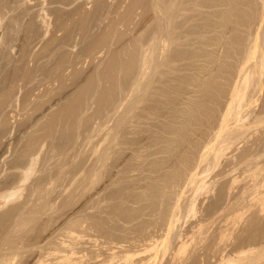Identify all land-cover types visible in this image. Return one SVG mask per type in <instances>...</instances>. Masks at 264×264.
Returning <instances> with one entry per match:
<instances>
[{
	"label": "rangeland",
	"instance_id": "1",
	"mask_svg": "<svg viewBox=\"0 0 264 264\" xmlns=\"http://www.w3.org/2000/svg\"><path fill=\"white\" fill-rule=\"evenodd\" d=\"M263 54L264 0H0V264H264Z\"/></svg>",
	"mask_w": 264,
	"mask_h": 264
},
{
	"label": "bare ground",
	"instance_id": "2",
	"mask_svg": "<svg viewBox=\"0 0 264 264\" xmlns=\"http://www.w3.org/2000/svg\"><path fill=\"white\" fill-rule=\"evenodd\" d=\"M173 2H174V1H173ZM173 2H172V3H173ZM193 2H194V1H193ZM190 3H191V2H190ZM227 3H228V2H227ZM254 3H255V2H254ZM168 4H169V3H168ZM176 4H177V3H176ZM215 4H216V3H215ZM183 5L185 6V4H183ZM191 5H192V4H191ZM241 5H242V4H241ZM173 6H174V4H173ZM243 7H244V6H243ZM199 8H200V7H199ZM207 8H208V7H207ZM214 8H215V7H214ZM167 9H168V8H167ZM206 10H207V9H206ZM209 10H210V9H209ZM224 10H225V9H224ZM243 10H244V9H243ZM171 11H172V10H171ZM185 12H186V11H185ZM180 15H181V14H180ZM220 16H221V15H220ZM237 16H238V15H237ZM235 18H236V17H235ZM217 19H218V18H217ZM220 19H221V18H220ZM224 19H225V18H224ZM175 20H176V19H175ZM211 21H212V20H211ZM228 23H229V22H228ZM235 23H236V22H235ZM233 24H234V23H233ZM196 30H197V29H196ZM231 31H232V30H231ZM217 32H218V31H217ZM176 33H177V32H176ZM212 33H213V32H212ZM207 34H208V33H207ZM224 34H225V33H224ZM192 35H193V33H192ZM201 36H202V35H201ZM190 37H191V36H190ZM164 38H165V37H164ZM172 38H173V37H172ZM223 39H224V38H223ZM179 40H180V39H179ZM165 41H166V39H165ZM168 41H169V40H168ZM175 41H176V40H175ZM191 41H192V40H191ZM166 42H167V41H166ZM166 42H165V44H166ZM193 42H195V41H193ZM215 44H216V43H215ZM155 45H156V44H155ZM186 47H187V46H186ZM222 47H223V46H222ZM173 49H174V48H173ZM196 49H197V48H196ZM251 49H252V48H251ZM259 50H260V52L262 53L261 49H259ZM211 51H212V50H211ZM145 53H146V52H145ZM147 53H148V52H147ZM147 53H146V54H147ZM153 54H154V53L152 52V55H153ZM217 54H218V53H217ZM147 55H148V54H147ZM193 57H194V56H193ZM213 57H214V56H213ZM191 58H192V57H191ZM248 58H249V56H248ZM248 58H247V59H248ZM261 58H263V60H261V61H262V63H263L262 65H264V54L262 55ZM244 60H245V59H244ZM261 61H260V62H261ZM144 62H146V60H144ZM144 62H142V63H144ZM177 62H178V61H177ZM206 62H207V61H206ZM247 62L249 63V61H247ZM173 63H174V62H173ZM213 63H214V61H213ZM146 64H147V63H146ZM188 65H189V64H188ZM241 65H242V64H241ZM260 65H261V64H260ZM245 66H246V65H245ZM144 67H145V66H143V68H144ZM188 67H190V66H188ZM253 67H254V66H253ZM260 67H261V66H260ZM262 67L264 68V66H262ZM150 68H151V67H150ZM172 68H173V67H172ZM207 68H208V67H207ZM244 68H245V67H244ZM244 68L242 67L243 70H244ZM147 69H148V68H147ZM193 69H194V68H193ZM242 69H241V70H242ZM253 69H254V68H253ZM250 70H251V69H250ZM260 70H263V69H260ZM175 71H176V70H175ZM252 71H254V70H252ZM252 71H251V73L254 74V72H252ZM242 72H243V71H242ZM246 72H247V70H246ZM144 73H145V72H144ZM247 73H248V72H247ZM251 73H250V71H249V73H248V74H250L249 77L252 75ZM260 74H261V73H260ZM145 75H146V73H145ZM262 75H263V72H262ZM247 76H248V75L245 76V79L247 78ZM144 77H145V76H144ZM178 77H179V76H178ZM232 77H233V76H232ZM237 77H238V76H237ZM249 77H248V78H249ZM260 77H261V76H260ZM145 78H146V77H145ZM201 79H202V78H201ZM228 80H229V79H228ZM239 80H240V79H239ZM141 81H142V80H141ZM181 85H182V84H181ZM139 86H140V85H139ZM234 86H235V85H234ZM237 86H238V85H236V87H235V90H237V91H235V94L233 95V100L236 98L234 102H236L237 98H238L239 101H240V99H242L241 97L244 98V93L242 92V94H243V96H242L241 92H239V89H238V88H240L241 86H240V85H239L238 87H237ZM179 87H180V86H179ZM185 87H186V86H185ZM241 88H242V87H241ZM242 89H243V88H242ZM242 89H240V90L242 91ZM230 93H232V92H230ZM230 100H231V99H230ZM233 100H232V101H233ZM238 100H237V102L239 103ZM232 101L230 102V105H229V107H228V110L226 109V110H227L226 113L223 114L224 116H223V119H222V125H221L222 127L226 126V123H227V121H228V118L231 119L230 117H231L234 113H235V115H236L237 111L239 110V108H240L241 106L243 107V106L246 105V104L244 105V103H242V102L239 103V104H235L234 102L232 103ZM233 104H235V106H234ZM241 104H242V105H241ZM236 106H237V107H236ZM235 107H236L238 110H237ZM163 108H164V107H163ZM234 109H236L237 111H236V110L234 111ZM241 109H242V108H241ZM166 110H167V109H166ZM232 110H233V112H232ZM148 112H149V111H148ZM154 112H155V111H154ZM238 112H239V111H238ZM231 114H232V115H231ZM235 115H234V117H235ZM242 115H243V114H242ZM163 116H164V115H163ZM229 116H230V117H229ZM161 117H162V116H161ZM234 117H233V118H234ZM241 117H242V116H241ZM241 117H240V118H241ZM246 117H247V115H246ZM246 117H245V118H246ZM150 118H151V117H150ZM247 118H248V117H247ZM242 119H243V117H242L240 120L238 119V121L242 122V121H241ZM244 120H245V119H244ZM156 121H157V120H156ZM212 121H213V120H212ZM220 121H221V120H220ZM229 121H230V120H229ZM238 121H237V123H238ZM240 122H239V123H240ZM239 123H238V124H239ZM148 124H149V123H148ZM163 124H164V123H163ZM221 126H220V128L222 129ZM221 129H219V130H220V131L218 132L219 135H221L220 132H221L222 130H223V131H226V130H227V128H226V129H222V130H221ZM164 130H165V129H164ZM174 131H175V130H174ZM215 131H216V130H215ZM223 131H222V132H223ZM238 131H239V130H238ZM232 132H233V131H232ZM153 133H154V132H153ZM182 133H183V132H182ZM107 134H108V133H107ZM155 134H156V133H155ZM219 135H217V136H218V137H217L218 140H219ZM226 136H227V135H226ZM109 137H110V136H109ZM211 137H212V136H211ZM211 137H210V138H211ZM224 137H225V136H224ZM156 138H157V137H156ZM213 138H214V137H213ZM237 138H238V137H237ZM226 140H227V139H226ZM231 140H232V139H231ZM103 141H104V139H103ZM105 141H106V139H105ZM115 141H116V140H115ZM211 141H212V140H211ZM229 141H230V140H229ZM239 141H240V140H239ZM154 142H155V141H154ZM221 142H222V139H221ZM227 142H228V141H227ZM107 143H108V142H107ZM115 143H116V142H115ZM166 143H167V141H166ZM209 143H210V142H209ZM224 143H225V141H224ZM234 143H235V141H234ZM102 144H103V143H102ZM149 144H150V143H149ZM207 144H208V143H207ZM230 144H231V143H230ZM142 145H143V144H142ZM172 145H173V144H172ZM221 145L224 147V145H223L222 143H221ZM109 146H110V145H109ZM206 146H207V145H206ZM110 147H111V146H110ZM185 147H186V146H185ZM114 148H115V147H114ZM144 148H145V147H144ZM163 148H164V147H163ZM204 148H205V147H204ZM218 149H219V150L216 149L217 152L215 151L216 154H218V153L221 151L219 147H218ZM99 150H100V149H99ZM142 150H144V149H142ZM142 150H140V151H142ZM178 150H179V149H178ZM199 150H200V149H199ZM103 151H104V150H103ZM181 151H182V150H181ZM222 151H223V150H222ZM202 152H203V151H202ZM209 152H210V151H209ZM209 152H208V153H209ZM223 152H224V151H223ZM212 153H213V152H212ZM96 154H97V153H96ZM106 154H107V153H106ZM93 155H95V154H93ZM153 155H154V154H153ZM189 155H190V153H189ZM221 155H222V154H221ZM34 156H35V155H34ZM34 156H33V157H34ZM104 156H105V155H104ZM104 156H103V157H104ZM218 156H219V155H217L216 157L218 158ZM180 157H181V156H180ZM178 158H179V157H178ZM219 158H220V157H219ZM100 160H101V159H100ZM35 161H36V160H35ZM109 161H110V160H109ZM167 161H168V160H167ZM182 161H183V160H182ZM186 161H187V160H186ZM218 161H219V160H218ZM162 163H163V162H162ZM216 163H217V162H216ZM34 164H35V163H34ZM178 164H179V163H178ZM180 164H181V163H180ZM194 165H195V164H194ZM213 165H214V164H213ZM102 166H103V165H102ZM150 166H151V165H150ZM187 166H188V165H187ZM198 166H199V164H198ZM200 166H201V165H200ZM27 167H28V166H27ZM27 167H26V168H27ZM184 167H185V166H184ZM26 168H25V169H26ZM31 168H32V167L30 166V168L28 169V171H27V172L25 171V172H26V177H25V179L23 178V180L20 179L21 181H27V179H29V178H28L29 175H30V174H29V171H30ZM100 168H101V167H100ZM103 168H104V167H103ZM139 170H140V169H139ZM192 170H193V169H192ZM97 171H99V169H98ZM189 171H190V170H189ZM140 172H141V171H140ZM143 172H144V171H143ZM143 172H142V173H143ZM166 172H167V171H166ZM190 172H191V171H190ZM194 172H195V171H194ZM192 173H193V172H192ZM24 174H25V173H24ZM193 174H194V173H193ZM196 174H197V173H196ZM95 175H96V174H95ZM140 175H141V174H140ZM200 175H201V174H200ZM187 176H188V175H187ZM191 176H192V175H191ZM201 176H202V175H201ZM178 177H179V176H178ZM194 177H196V175H193V177H192L193 180H196L197 178L194 179ZM152 178H153V177H152ZM180 178H181V177H180ZM190 178H191V177H190ZM190 178H189V179H190ZM94 179H96V178L94 177ZM148 179H149V178H148ZM167 179H168V178H167ZM171 179H172V178H171ZM158 180H159V179H158ZM190 180H191V179H190ZM202 180H203V179H202ZM181 181H182V180H181ZM188 181H189V180H188ZM193 182H194V181H193ZM203 182H204V181H203ZM93 183H94V182H93ZM131 183H132V182H131ZM122 184H123V183H122ZM161 184H162V183H161ZM185 184H186V183H185ZM208 184H209V183H208ZM174 185H175V184H174ZM149 186H150V185H149ZM151 186H152V185H151ZM202 186L204 187V184L202 185V183H201V187H202ZM196 187H197V186H196ZM198 187H199V186H198ZM169 188H170V187H169ZM181 188H182V187H181ZM16 189H19V188H16ZM167 189H168V188H167ZM176 189H177V188H176ZM204 189H205V188H204ZM4 190H5V189H4ZM9 190H10V189H9ZM14 190H15V189H14ZM206 190H207V189H206ZM151 191H152V190H151ZM177 191H178V190H177ZM210 191H211V190H210ZM3 192H4V191H3ZM5 192H6V191H5ZM15 192H16V191H11V192L8 191V194H6V196H5V197H6V200H7V201H11L12 198H13V196L16 194ZM195 192H196V191H195ZM161 193H162V192H161ZM177 193H178V192H177ZM180 193H181V192H180ZM180 193H179V194H180ZM258 193H259V192H258ZM260 194H261V193H260ZM100 195H101V194H100ZM198 196H199V195H198ZM95 197H96V196H95ZM180 198H181V197H180ZM183 198H184V197H183ZM190 199H191V198H190ZM92 201H93V200H92ZM197 201H198V200H197ZM136 202H138V201H136ZM190 202H191V201H190ZM193 202H194V201H193ZM193 202H192V205H193ZM161 203H162V202H161ZM8 204H9V203H8ZM8 204H7V205H8ZM175 204H176V203H175ZM1 205H2V204H1ZM1 205H0V206H1ZM153 205H154V204H153ZM188 205H189V204H188ZM192 205L190 204V206H192ZM2 206H3V205H2ZM133 207H134V206H133ZM175 207H176V206H175ZM95 208H96V207H95ZM95 208H94V210H95ZM100 208H101V207H100ZM127 208H128V207H127ZM149 208H150V207H149ZM119 209H120V208H119ZM122 209H123V208H122ZM173 209H174V208H173ZM196 209H197V208H196ZM100 210H101V209H100ZM123 210H124V209H123ZM169 211H170V210H169ZM243 211H244V210H243ZM243 211H242V213H243ZM127 212H128V211H127ZM188 212H189V211H188ZM194 212H195V210H194ZM244 212H245V211H244ZM170 213H171V212H170ZM132 214H133V213H132ZM117 215H118V214H117ZM159 215H160V214H159ZM172 215H173V214H172ZM145 217H146V216H145ZM173 217H174V216H173ZM77 218H78V217H77ZM152 218H153V217H152ZM170 218H171V217H170ZM174 219H175V218H173V220H174ZM134 221H135V220H134ZM111 222H112V221H111ZM113 222H114V220H113ZM171 222H172V221H171ZM173 222H175V220H174ZM173 222H172V226H175V225H173V224H174ZM83 224H84V223H83ZM85 224H86V223H85ZM151 224H152V223H151ZM170 224H171V223H169V225H170ZM197 225H198V224H197ZM199 225H200V224H199ZM85 226H86V225H85ZM105 226H106V225H105ZM150 226H151V225H150ZM153 226H154V225H153ZM170 226H171V225H170ZM201 226H202V223H201ZM82 227H83V226H82ZM198 227H199V226H198ZM194 228H195V227H194ZM201 228H202V227H201ZM88 229H90V228H88ZM106 229H107V227H106ZM155 229H156V228H155ZM172 229H173V228H172ZM180 229H181V228H180ZM192 229H193V228H192ZM197 229H198V228H197ZM166 230H167V229H166ZM68 231H69V230H68ZM92 231H93V230H92ZM177 231H178V230H177ZM194 231H195V230H194ZM194 231H193V232H194ZM69 232H70V231H69ZM74 232H75V231H74ZM116 232H118V231H116ZM146 232H147V231H146ZM149 232H150V230H149ZM161 232H162V231H161ZM179 232H180V231H179ZM76 233H77V232H76ZM108 233H109V232H108ZM123 233H124V232H123ZM126 233H128V232H126ZM159 233H160V232H159ZM165 233H166V232H165ZM186 233H187V232H186ZM70 234H71V233H70ZM96 234H97V233H96ZM168 234H169V233H168ZM171 234H172V233H171ZM191 234H192V233H191ZM77 235H78V234H77ZM147 235H148V234H147ZM147 235H146V236H147ZM166 235H167V234H166ZM187 235H188V234H187ZM187 235H186V236H187ZM72 236H73V235H72ZM104 236H105V235H104ZM180 236H181V235H180ZM182 236H183V235H182ZM77 237H78V236H77ZM143 237H144V236H143ZM153 237H154V236H153ZM189 237H190V236H189ZM110 238H111V237H110ZM136 238H137V237H136ZM151 238H152V237H151ZM182 238H184V237H182ZM191 238H192V237H191ZM178 239H181V238H178ZM75 240H76V238H75ZM96 240H97V239H96ZM115 240H117V239H115ZM135 240H136V239H135ZM138 240H139V238H138ZM146 240H147V239H146ZM163 240H164V239H163ZM190 240H191V239H190ZM98 241H99V240H98ZM98 241H97V242H98ZM131 241H132V240H131ZM158 241H159V240H158ZM75 242H76V241H75ZM112 242H113V241H112ZM153 242H154V241H153ZM153 242H152V244H153ZM64 243H65V242H64ZM162 243H163V242H162ZM177 243H178V242H177ZM180 243H182V242H180ZM187 243H188V242H186V244H187ZM62 244H63V243H62ZM107 244H108V243H107ZM107 244L105 243L104 245H107ZM133 244H134V243H133ZM155 244H156V242H155ZM158 244H159V243H158ZM189 244H190V243H189ZM74 245H75V244H74ZM74 245H73V246H74ZM104 245H103V246H104ZM111 245H112V244H111ZM113 245H115V244H113ZM124 245H125V244H124ZM75 246H76V245H75ZM78 246H79V245H78ZM117 246H118V245H117ZM119 246H121V245L119 244ZM150 246H151V245H150ZM152 246H153V245H152ZM158 246H159V245H158ZM58 247H59V246H58ZM71 247H72V246H71ZM104 247H106V246H104ZM125 247H126V246H125ZM146 247H148V246H146ZM185 247H186V246H185V240H184V242L182 243V245H181L179 251H182L181 249H184ZM72 248H74V247H72ZM129 248H130V247H129ZM140 248H142V247H140ZM140 248H139V249H140ZM249 248H250V247H249ZM53 249H54V248H53ZM53 249H52V250H53ZM106 249H107V248H106ZM113 249H114V248H113ZM115 249H117V248H115ZM157 249H158V248H157ZM246 249H247V248H246ZM251 249H253V248H251ZM57 250H59V249H57ZM61 250H62V249H61ZM69 250H70V249H69ZM117 250H118V249H117ZM121 250H122V249H121ZM136 250H137V246H136ZM240 250H242V249H240ZM255 250H256V249H255ZM55 251H56V250H55ZM74 251H75V250H74ZM132 251H133V250H132ZM140 251H141V250H140ZM140 251H138V252H140ZM109 252H111V251H109ZM113 252H114V251H113ZM133 252H134V251H133ZM133 252H131V253L133 254ZM150 252H151V251H150ZM150 252H149V253H150ZM247 252H248V251H247ZM47 253H48V252H47ZM50 253H51V252H50ZM50 253H49V254H50ZM55 253H56V252H55ZM59 253H60V252H59ZM76 253H78L77 250H76ZM125 253H126V252H125ZM127 253H128V252H127ZM179 253H180V252H179ZM252 253H253V252H252ZM261 253H262V252H261ZM49 254H48V255H49ZM129 254H130V253H129ZM135 254H136V253H135ZM45 255H46V254H45ZM51 255H53V254H51ZM113 255H114V254H113ZM121 255H123V254H121ZM152 255H153V254H152ZM261 255H262V254H261ZM10 256H11V255H10ZM14 256H15V254H14ZM58 256H59V255H58ZM110 256H111V255H110ZM114 256H117V253H116V255H114ZM114 256H113V257H114ZM231 256H233V255H231ZM11 257H13V256H11ZM53 257H54V256H53ZM56 257H57V255H56ZM125 257H126V256H124V258H125ZM245 257H246V256H245ZM8 258H10V257H8ZM15 258H16V257H15ZM42 258H43V257H42ZM110 258H111V257H110ZM114 258H115V257H114ZM116 258H117V257H116ZM122 258H123V257H122ZM122 258H121V259H122ZM126 258H128V256H127ZM222 258H223V257H222ZM228 258H229V257H228ZM13 259H14V258H13ZM16 259H17V258H16ZM38 259H39V258H38ZM38 259H37V260H38ZM45 259H46V258H45ZM119 259H120V258H119ZM119 259H118V261H119ZM143 259H144V258H143ZM162 259H163V258H162ZM162 259H161V261H162ZM175 259H176V258H175ZM175 259H174V260H175ZM11 260H12V259H11ZM40 260H42V259H40ZM40 260H39V261H40ZM49 260H50V259H49ZM57 260H60V259H57ZM68 260H69V259H68ZM70 260H71V259H70ZM148 260H149V259H148ZM236 260H237V259H236ZM5 261L7 262V260H5ZM111 261H112V260H111ZM146 261H147V260H146ZM146 261H145V262H146ZM223 261H224V260H223ZM13 262H14V261H13ZM13 262H12V263H13ZM40 262H41V261H40ZM43 262H44V260H43ZM45 262L48 263L47 261H45ZM103 262H104V261H103ZM108 262L110 263V261H108ZM119 262H120V261H119ZM137 262H138V261H137ZM177 262H179V261L177 260ZM232 262H233L232 259H228L227 261H225V263H228V264H232ZM236 262H237V261H236ZM7 263H8V262H7ZM10 263H11V262H10ZM52 263H53V262H52ZM117 263H118V262H117ZM174 263H175V262H174ZM174 263H173V264H174ZM44 264H45V263H44ZM100 264H101V263H100ZM103 264H104V263H103ZM179 264H180V263H179ZM215 264H216V263H215ZM219 264H220V263H219ZM222 264H224V262H223Z\"/></svg>",
	"mask_w": 264,
	"mask_h": 264
}]
</instances>
